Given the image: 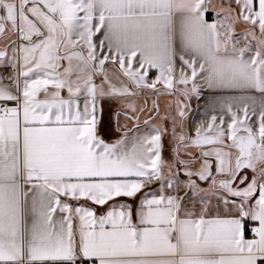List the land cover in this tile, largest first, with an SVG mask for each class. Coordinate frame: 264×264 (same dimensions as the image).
I'll return each mask as SVG.
<instances>
[{"label":"snow or ice","instance_id":"1","mask_svg":"<svg viewBox=\"0 0 264 264\" xmlns=\"http://www.w3.org/2000/svg\"><path fill=\"white\" fill-rule=\"evenodd\" d=\"M0 264H264V0H0Z\"/></svg>","mask_w":264,"mask_h":264},{"label":"crops","instance_id":"2","mask_svg":"<svg viewBox=\"0 0 264 264\" xmlns=\"http://www.w3.org/2000/svg\"><path fill=\"white\" fill-rule=\"evenodd\" d=\"M200 103H202V102H200ZM191 106H192L193 109H196L197 106H198V102H197V100L193 99V100L191 101ZM192 115L195 116L196 113H193Z\"/></svg>","mask_w":264,"mask_h":264}]
</instances>
